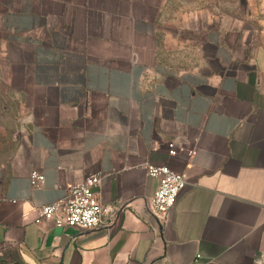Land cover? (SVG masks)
<instances>
[{"label": "crops", "instance_id": "obj_1", "mask_svg": "<svg viewBox=\"0 0 264 264\" xmlns=\"http://www.w3.org/2000/svg\"><path fill=\"white\" fill-rule=\"evenodd\" d=\"M0 84L34 152L0 173V264H264V0H0ZM147 164L187 176L164 221ZM99 173L101 230L37 223Z\"/></svg>", "mask_w": 264, "mask_h": 264}, {"label": "built area", "instance_id": "obj_2", "mask_svg": "<svg viewBox=\"0 0 264 264\" xmlns=\"http://www.w3.org/2000/svg\"><path fill=\"white\" fill-rule=\"evenodd\" d=\"M180 152L175 143L168 144L170 156L176 157ZM194 154L195 149L189 152L190 157ZM143 169L147 176L155 177L159 183L150 200L148 212L152 217L164 221L185 187L187 176L184 172H175L168 166L147 164ZM108 177L109 175L103 173L93 174L72 184L63 200L38 208L37 223L47 222V219L54 216L56 225L61 228L77 227L84 232L101 230L105 226L103 216L109 212L103 198V185ZM43 181L41 174H32L33 187H39Z\"/></svg>", "mask_w": 264, "mask_h": 264}, {"label": "rangeland", "instance_id": "obj_3", "mask_svg": "<svg viewBox=\"0 0 264 264\" xmlns=\"http://www.w3.org/2000/svg\"><path fill=\"white\" fill-rule=\"evenodd\" d=\"M26 111L12 92L0 84V173L18 174L27 171L34 161V152L24 134Z\"/></svg>", "mask_w": 264, "mask_h": 264}]
</instances>
